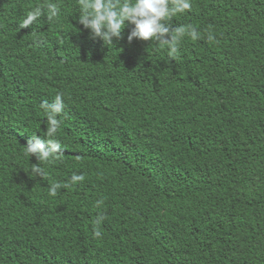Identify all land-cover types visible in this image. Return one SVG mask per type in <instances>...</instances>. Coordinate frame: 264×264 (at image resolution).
Returning a JSON list of instances; mask_svg holds the SVG:
<instances>
[{
  "label": "trees",
  "instance_id": "16d2710c",
  "mask_svg": "<svg viewBox=\"0 0 264 264\" xmlns=\"http://www.w3.org/2000/svg\"><path fill=\"white\" fill-rule=\"evenodd\" d=\"M78 8L0 0V264H264V0H192L175 57L131 26L105 46ZM57 92L63 155L34 178Z\"/></svg>",
  "mask_w": 264,
  "mask_h": 264
},
{
  "label": "clouds",
  "instance_id": "9594fccd",
  "mask_svg": "<svg viewBox=\"0 0 264 264\" xmlns=\"http://www.w3.org/2000/svg\"><path fill=\"white\" fill-rule=\"evenodd\" d=\"M78 15L75 21L87 30L92 38L103 41L105 46H113V41H119L122 37V30L131 26L127 37L129 43L133 39L146 42H153L165 47L170 57L178 53L179 38L185 32L184 27L172 28L168 22L177 13H185L192 9V0H77ZM47 12V19L53 20L60 14V6L56 2H49L34 6L29 10L18 24L19 29L32 26ZM175 33V34H174ZM187 34L192 40H199L201 33L195 28H189ZM208 39H213L209 34ZM39 108L46 117V127L43 138L36 134L30 135L26 146H23V154L29 158L34 157L36 164H32L30 174L36 177L46 175L45 168L41 163L55 162L63 155L64 146L56 138L61 128L60 115L65 109L63 93L57 92L54 98L49 101L42 99ZM85 179L83 174L72 173L68 182L63 185L54 183L49 193L57 195V189L68 187ZM104 220L103 215H98L95 223L100 225ZM94 235L100 237V231Z\"/></svg>",
  "mask_w": 264,
  "mask_h": 264
}]
</instances>
